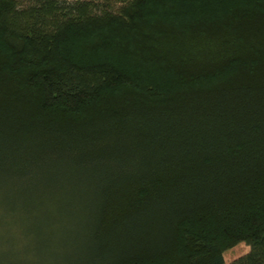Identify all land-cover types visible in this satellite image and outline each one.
I'll use <instances>...</instances> for the list:
<instances>
[{
  "label": "trees",
  "instance_id": "obj_1",
  "mask_svg": "<svg viewBox=\"0 0 264 264\" xmlns=\"http://www.w3.org/2000/svg\"><path fill=\"white\" fill-rule=\"evenodd\" d=\"M97 1L0 0V191L65 264H264V0Z\"/></svg>",
  "mask_w": 264,
  "mask_h": 264
},
{
  "label": "rangeland",
  "instance_id": "obj_2",
  "mask_svg": "<svg viewBox=\"0 0 264 264\" xmlns=\"http://www.w3.org/2000/svg\"><path fill=\"white\" fill-rule=\"evenodd\" d=\"M62 3H75L91 0H57ZM21 6L33 4V0H19ZM94 2H99L94 0ZM100 4V3H98ZM22 191V190H21ZM24 193H32L30 190ZM72 192V191H67ZM76 192V191H73ZM17 190L0 191V196L5 197L0 204V264H65L64 256L61 250L54 245L53 240L59 241L65 233L63 225L50 227L45 231H50L53 235L48 238L40 237L34 239L33 222H30L29 215L33 212L30 208L22 209L20 205H13ZM39 193V192H36ZM10 202V203H9ZM47 239L48 244L39 241ZM248 247L240 243L235 247L225 251L223 258L226 264H229L236 257L246 253Z\"/></svg>",
  "mask_w": 264,
  "mask_h": 264
}]
</instances>
